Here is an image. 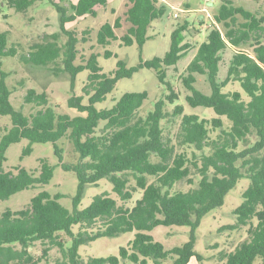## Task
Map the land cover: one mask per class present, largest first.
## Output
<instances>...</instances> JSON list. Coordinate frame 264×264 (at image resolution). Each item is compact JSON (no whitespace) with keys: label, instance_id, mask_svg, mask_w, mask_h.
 Here are the masks:
<instances>
[{"label":"trees","instance_id":"obj_1","mask_svg":"<svg viewBox=\"0 0 264 264\" xmlns=\"http://www.w3.org/2000/svg\"><path fill=\"white\" fill-rule=\"evenodd\" d=\"M37 1L41 0H6L5 4L25 14ZM48 1L58 14L59 32L43 34L26 50L19 43L8 46V31L0 32V58L15 57L22 65L46 68L54 76L68 75L71 95L67 106L78 114L61 113L58 105L49 104L45 92L34 89L23 97L30 112L16 109L10 100L13 88L6 82L9 73L0 62V116L10 120L0 127V201L42 188L53 177L54 166L45 159L39 161L37 175L23 168L3 169L6 150L21 140L29 143L22 155L31 153L32 144L52 143L61 169L73 172L77 179L76 194L72 210L59 203V195L45 190L21 209L1 210L0 264H120V260L125 264H188L195 256L193 231L200 220L222 206L225 195L243 178L249 184L233 214L235 228L246 226L247 236L232 252L221 253L220 261L252 264L260 258L264 264V15L224 0L206 29L205 40L179 75L188 92V106L213 110L215 117L205 118L185 114L183 105L176 103L178 93L166 80L167 70L187 55L190 46L185 33L191 35V23L184 21L173 28L169 49L162 57L140 59L131 67L118 60L114 70L104 72L98 53L76 63L77 46L87 41L84 36L89 32L78 37L66 25L80 18H96L108 0ZM166 11L159 0H127L123 16L103 23L95 32L94 42L103 50V59L115 57L109 50L113 43L141 49L151 38V23ZM203 16L197 17V26L203 24ZM124 23L128 27L117 36L115 30ZM193 29L200 33L194 24ZM244 46L252 48L251 52L242 50ZM227 50L231 57L226 75L219 81L222 54ZM143 68L153 70L168 92L152 111L144 116L139 112L148 98L146 92H127L110 107H98L119 80ZM84 71L88 74L76 95L74 81ZM196 75L208 83L209 94L196 89ZM231 82L239 83L249 101L237 91H222ZM62 139L78 154L76 162L63 161L62 150L56 146ZM101 179L111 183L117 199L97 195L86 208L78 209L85 187ZM179 183H185L188 190L175 189ZM138 192L140 198L129 207L127 203ZM158 226H187L191 237L183 245L165 250L148 234ZM128 232H134V238L127 248L119 249L118 257L84 261L78 253L81 245ZM64 235L71 240L69 246Z\"/></svg>","mask_w":264,"mask_h":264},{"label":"rangeland","instance_id":"obj_2","mask_svg":"<svg viewBox=\"0 0 264 264\" xmlns=\"http://www.w3.org/2000/svg\"><path fill=\"white\" fill-rule=\"evenodd\" d=\"M58 1V0H53ZM113 0H110L112 2ZM159 2L163 4V2ZM224 0H165L167 4L166 14L151 23V28L148 31L150 39L146 41L141 49L136 46L119 47L118 43H113L109 47L115 57L103 59V50L95 45V32L105 22H113L118 16H123L125 4L112 14L111 11L102 10L96 18H80L76 22L67 24V29H75L78 37L83 31H88L85 35L86 42H80L77 46L78 59L76 63L86 60L92 53H98L99 64L104 72L112 71L116 68V62L123 60L127 67L135 66L139 60H149L153 57H162L168 51L170 45V33L178 23L184 21L189 22L188 29L191 33H185V42L190 46L187 55L180 59L175 67H171L166 72V80L173 86L178 93L177 104L184 107L185 114H195L201 117H215L211 108L188 106L185 101V96L188 92L181 85L179 75L185 70L187 64L193 58L198 45L205 40L206 29L211 24L213 16L218 12ZM234 6H240L252 13L259 12V15H264V0H228ZM6 0H0V32L8 31V46L13 43H19L25 50L43 34H51L59 32L58 14L51 6L48 0L37 1L34 5L27 9L25 14L16 12L13 8L5 4ZM113 5L111 3L110 7ZM186 5L191 10H186ZM118 8V4L114 5ZM204 15L203 24L197 26V17ZM209 14V17L206 15ZM176 15V17L174 16ZM194 28L200 30L197 33ZM203 26V28H201ZM128 27L124 23L122 29L115 30L117 36H121ZM61 41H64L62 39ZM246 52H251L252 48L244 46ZM231 52L227 50L222 54L218 80L222 81L226 75ZM2 70L9 73L6 80L10 88H13L10 100L16 109H23L24 113L30 112V107L23 104V97L28 89H34L37 92H45L47 94L50 105H58L61 113L70 116H76V110L67 106V99L71 95V80L66 74L54 76V74L43 67H35L22 65L15 57L0 58ZM87 71L78 74L74 81L73 90L76 95L81 92L83 82L87 77ZM195 87L204 94H209L210 88L203 76L196 75ZM223 92L237 91L241 94L244 101H249L248 96L243 92L238 82L228 83L222 88ZM127 92H146L148 94L140 112L141 116L152 111L157 101L164 99L168 94L164 85L157 80L155 72L150 69H141L134 73L130 78L121 79L117 82L115 89L108 96L106 101L98 104L99 108L110 107L113 100H117ZM170 107V106H169ZM227 122L226 118H222ZM10 120L7 116H0V127L9 125ZM29 145L28 141L21 140L18 143L12 144L6 150V161L3 169L5 171L13 168H23L37 175L40 168V160L45 159L46 162L54 166L53 177L47 185L42 188L28 189L16 193L8 200L0 201V211L5 208L17 210L23 208L29 200L34 197L39 191L45 190L50 195H59V203L68 210L73 209L72 199L76 194L77 179L73 172H66L59 166L58 156L55 154L54 145L52 143L32 144L31 153L22 155V151ZM56 146L62 150L61 156L64 162H76L78 154L74 152L71 144L66 140H59ZM249 180L246 178L237 181L233 189H231L224 197L222 206L211 210L202 219L198 227L193 231L195 238L194 252L195 256L188 264H223L220 261V255L224 252H232L235 247L246 238V226L236 227V218L233 211L242 202V192L247 188ZM185 183H179L175 189L188 190ZM101 194H108L109 197L117 199V195L112 192V185L107 179H101L96 185H88L85 187L78 209L86 208L92 201L93 197ZM140 193H134L131 201L127 203L132 207L137 199L140 198ZM256 224V221H252ZM74 233L77 232V227H73ZM152 238L162 244L165 250L179 247L188 242L191 237V228L187 226H158L149 232ZM67 240V246L70 245V238L63 236ZM134 238V232L121 234L117 237H102L98 238L89 244L81 245L78 249L79 255L84 261L88 258H106L109 256H117L120 248H127L129 242ZM39 249L38 245L34 248V252ZM200 257V260L197 259ZM120 264H125L120 260ZM149 264H152L151 262ZM252 264H261L260 258H256Z\"/></svg>","mask_w":264,"mask_h":264},{"label":"crops","instance_id":"obj_3","mask_svg":"<svg viewBox=\"0 0 264 264\" xmlns=\"http://www.w3.org/2000/svg\"><path fill=\"white\" fill-rule=\"evenodd\" d=\"M126 2H127V0H113L112 2H110V0H108L107 7L104 8V9L98 10L97 16H98L99 12L102 11V10H108V11H112L113 10L114 13H117L118 10L122 7V4H125ZM161 2H163V4H165L167 6L165 0H162ZM111 3H113V5L110 7ZM115 4H118L119 5L118 8H115V6H114ZM185 11L189 12L191 10L189 9V10H185ZM206 17H209V14H207ZM203 18H204V16L202 17V19ZM201 28H203V26Z\"/></svg>","mask_w":264,"mask_h":264},{"label":"built area","instance_id":"obj_4","mask_svg":"<svg viewBox=\"0 0 264 264\" xmlns=\"http://www.w3.org/2000/svg\"><path fill=\"white\" fill-rule=\"evenodd\" d=\"M176 17V15H174Z\"/></svg>","mask_w":264,"mask_h":264}]
</instances>
